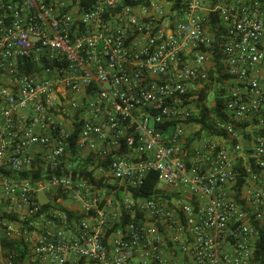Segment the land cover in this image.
<instances>
[{
	"label": "built area",
	"instance_id": "2783aa9c",
	"mask_svg": "<svg viewBox=\"0 0 264 264\" xmlns=\"http://www.w3.org/2000/svg\"><path fill=\"white\" fill-rule=\"evenodd\" d=\"M81 1L0 0V264H264V0ZM150 172L169 197L134 196Z\"/></svg>",
	"mask_w": 264,
	"mask_h": 264
},
{
	"label": "trees",
	"instance_id": "16d2710c",
	"mask_svg": "<svg viewBox=\"0 0 264 264\" xmlns=\"http://www.w3.org/2000/svg\"><path fill=\"white\" fill-rule=\"evenodd\" d=\"M143 0H135L132 3H139ZM82 4H84V1H81ZM212 79H214V76H212ZM218 80L221 81L222 77H218ZM208 87L203 89L200 92V101H205L208 97ZM220 89V90H219ZM222 88L218 87L217 93L215 96V103L213 106L209 107L206 103L203 102V104H199L200 107V114L201 117H192L191 120L195 121L197 123H200L202 125L203 130H211L212 129V123H211V113H214L218 117H224L225 113L223 111L224 109V99L222 96ZM75 167L72 171H57L56 174L61 175L62 173L71 174L74 177H83L87 179L90 183L94 184L95 186L99 188H103L106 190V193L111 194L113 193V190L116 188V186L112 183H109L106 181L104 177H97L95 171L88 170V164L90 163L89 160H84L82 158L76 157L74 159ZM36 169H31L25 172H21L18 174L15 178L17 180H23L27 179L30 180L32 183H36L37 181L45 178H49L51 176V172L46 170L44 165L40 162H35ZM238 189H241V182H239ZM133 194L136 197H149V198H161V197H169L170 195L167 193H161L159 189V174L157 172H150L148 176L145 178L144 183L138 187V188H132ZM119 195V193L117 192ZM50 204H46L45 208L49 207ZM65 212L70 216L74 217V213L69 210H65ZM5 215V214H4ZM77 218H81L82 215H75ZM9 218L14 219L13 215H8ZM30 221V219H28ZM3 245L5 247H8L11 250H16L21 253L22 256L26 254V249L23 246L24 243L22 241H3ZM264 253V243L261 240L260 243V249L256 251L257 256L261 257ZM261 259V258H259Z\"/></svg>",
	"mask_w": 264,
	"mask_h": 264
},
{
	"label": "crops",
	"instance_id": "0c3cea01",
	"mask_svg": "<svg viewBox=\"0 0 264 264\" xmlns=\"http://www.w3.org/2000/svg\"><path fill=\"white\" fill-rule=\"evenodd\" d=\"M36 151L37 149L34 147L31 149V153L35 156H37L36 154ZM74 158H71L69 159V164L72 165L73 167H75V162H74ZM68 163V162H67ZM90 164V163H89ZM88 164V165H89ZM0 171H1V174H6V173H9V174H12V172H10L6 167H1L0 168ZM40 193H44L45 195L48 194V198L44 201H41L43 202V205H44V208H45V205L46 204H50L49 207H55V208H58L60 210H70L72 211L73 213H75V215L77 214H81L80 213V206L78 205V203L76 202H73L71 199L67 198L66 196H64L63 194L61 193H57L56 191L55 192H40ZM39 193V194H40ZM47 196V195H46ZM40 198V197H39ZM46 202V203H45ZM19 237H15L14 238V241H18Z\"/></svg>",
	"mask_w": 264,
	"mask_h": 264
},
{
	"label": "rangeland",
	"instance_id": "374dc122",
	"mask_svg": "<svg viewBox=\"0 0 264 264\" xmlns=\"http://www.w3.org/2000/svg\"><path fill=\"white\" fill-rule=\"evenodd\" d=\"M214 85V84H213ZM217 86V85H216ZM215 88L216 87H212V89L209 91V94H208V97H207V99H206V103H207V105L210 107V106H212L213 104H214V101H215V96H216V93H217V91L215 90ZM12 177H16V176H12ZM106 178V177H105ZM107 180H108V178H106ZM164 183L161 181V184H160V186H162ZM45 193H47V192H45ZM47 195V196H46ZM44 194V193H40L39 194V197H40V199L42 200V201H44V200H46L49 196H48V194ZM46 203V202H45ZM18 223L17 224H19V226L23 229L24 228V226L22 227L21 225H23L24 223H23V221L22 220H18L17 221ZM21 229V230H22Z\"/></svg>",
	"mask_w": 264,
	"mask_h": 264
}]
</instances>
